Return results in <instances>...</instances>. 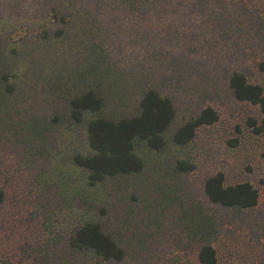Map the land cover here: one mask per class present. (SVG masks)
Masks as SVG:
<instances>
[{
  "label": "rangeland",
  "instance_id": "obj_1",
  "mask_svg": "<svg viewBox=\"0 0 264 264\" xmlns=\"http://www.w3.org/2000/svg\"><path fill=\"white\" fill-rule=\"evenodd\" d=\"M137 4L102 1L95 11L66 0L63 27L55 0H0V264H200L204 242L217 264L264 263V133L247 125L259 124L258 109L228 89L234 72L264 84V42L252 25L264 22V0H215L207 9L220 20L196 10L149 15ZM150 88L175 108L165 147L139 146L140 173L88 186L73 163L87 152L86 123L70 120L69 100L92 90L105 100L101 115L128 118ZM205 108L217 122L173 145ZM217 173L225 186L251 184L256 206L212 205L204 184ZM89 221L122 250L120 262L70 248Z\"/></svg>",
  "mask_w": 264,
  "mask_h": 264
},
{
  "label": "trees",
  "instance_id": "obj_2",
  "mask_svg": "<svg viewBox=\"0 0 264 264\" xmlns=\"http://www.w3.org/2000/svg\"><path fill=\"white\" fill-rule=\"evenodd\" d=\"M65 1L55 0L52 12L56 19L57 14H60V24L63 27L65 25L68 27L64 17L67 13L64 8ZM80 1L84 6H91L95 11L97 10L95 4L102 1H124L134 10L140 8L138 4L133 7L134 4L141 3L144 7L143 12L149 15L160 13V15L166 16L189 17L193 15L194 10L199 13L209 12L208 16L213 17L214 20H220L222 15L217 9L215 10V7L207 9V5H213L215 0ZM67 2L70 4L72 0H67ZM79 10L73 9L75 12H79ZM253 24L259 32L260 42H264V22L256 21L252 22ZM63 32L62 29H57L54 38L62 37ZM257 70L264 78L263 59L257 63ZM228 89L235 100L248 103L258 109L259 124L254 119H249L247 125L256 135L264 133V84H251L244 75L234 72L229 77ZM104 102L105 100L99 93L87 90L72 97L68 103L70 120L75 124L86 123L87 152L84 155H75L73 163L87 173V184L90 187L102 184L108 179L140 173L144 168V163L136 154L137 148L144 146L151 151L163 149L166 144L165 133L175 118L172 100L151 88L142 94L137 106V114L132 117H104L101 115ZM88 116L91 118L87 120ZM217 120V113L211 108H205L174 132L171 143L175 146L187 145L195 137L198 128L213 125ZM183 165L182 162H177L176 171H183ZM262 184L264 185V182ZM204 194L212 205L227 210H249L256 206L258 200V193L251 184L241 183L225 186L222 173H217L206 180ZM69 243L70 248L74 251L92 254L101 262H120L123 259L122 250L102 232L99 224L92 221L80 226ZM198 261L200 264H217L216 253L210 242H204L200 248Z\"/></svg>",
  "mask_w": 264,
  "mask_h": 264
}]
</instances>
